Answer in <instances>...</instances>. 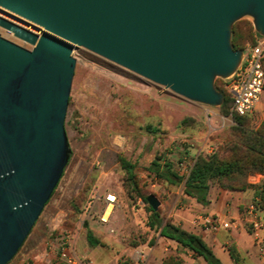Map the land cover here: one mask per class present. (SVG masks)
<instances>
[{
	"label": "water",
	"instance_id": "1",
	"mask_svg": "<svg viewBox=\"0 0 264 264\" xmlns=\"http://www.w3.org/2000/svg\"><path fill=\"white\" fill-rule=\"evenodd\" d=\"M0 9L39 32L0 16V264L29 237L72 156L65 121L75 48L220 108L216 80L244 58L234 25L250 19L264 37V0H0ZM147 202L161 205L154 195Z\"/></svg>",
	"mask_w": 264,
	"mask_h": 264
},
{
	"label": "rangeland",
	"instance_id": "2",
	"mask_svg": "<svg viewBox=\"0 0 264 264\" xmlns=\"http://www.w3.org/2000/svg\"><path fill=\"white\" fill-rule=\"evenodd\" d=\"M242 21L241 28L251 22ZM251 35L259 39L254 30ZM250 44L249 35L242 45ZM73 57L76 68L65 121L72 156L33 235L10 264H22L33 238L50 241L64 231L71 235L74 254L93 264H160L159 254L150 248L161 237L150 228V205L144 197L154 195L160 201L158 211L166 221L177 211L200 220L207 213L182 195L184 184L163 183L148 168L156 156H162L185 176L198 156L208 157L216 151L225 155L231 128L236 125L234 115L187 101L84 48H75ZM217 81L222 88V80ZM263 120L264 94L249 119L250 127L257 130ZM120 156L136 164L138 185L129 182ZM109 194L117 202L110 221L103 224L100 216ZM86 226L99 245L88 243ZM201 262L206 264L203 258Z\"/></svg>",
	"mask_w": 264,
	"mask_h": 264
},
{
	"label": "trees",
	"instance_id": "3",
	"mask_svg": "<svg viewBox=\"0 0 264 264\" xmlns=\"http://www.w3.org/2000/svg\"><path fill=\"white\" fill-rule=\"evenodd\" d=\"M242 22V20L237 22L233 27L232 43L235 50L245 49L242 44L249 35L253 40V45L257 43V40L251 35L254 30L252 22H246L248 29L240 27ZM257 36L260 37L258 34ZM222 82L224 85L221 88L219 81L216 80V88L225 95L224 104L220 108L224 114H230L232 102L225 88L224 80ZM249 119L250 117L233 116L236 125L231 128L224 150L225 155H221L220 152L216 151L208 157L198 156L185 176L175 170L171 161L165 160L162 156H156L148 168L149 173L157 180L171 186L184 184L183 193L185 196L195 199L197 203L204 207L209 204V193L212 185H217L228 191H245L249 187V178L261 174L263 175L261 190L258 199H255L253 203L260 211H264V120L260 127L254 130L250 127ZM147 129L150 130V128ZM156 131L152 130L153 133ZM119 162L126 171L129 182L138 185L135 173L136 164L131 163L123 156L119 157ZM147 198L144 197L145 202H147ZM149 211L150 228L158 231L160 237L174 241L179 246L189 249L203 258L207 264H222L200 236L173 224L172 220L166 221L161 212L154 211L151 206ZM86 228L88 243L91 246L99 245L100 241L94 236L92 230L88 226ZM231 256L233 259L238 260L233 250H231Z\"/></svg>",
	"mask_w": 264,
	"mask_h": 264
},
{
	"label": "crops",
	"instance_id": "4",
	"mask_svg": "<svg viewBox=\"0 0 264 264\" xmlns=\"http://www.w3.org/2000/svg\"><path fill=\"white\" fill-rule=\"evenodd\" d=\"M263 175L256 174L249 178V187L245 191H228L212 185L209 193V204L200 206L207 216H221L224 219H235L239 223L237 230H220L211 232L202 227V217L194 219L181 211H177L172 219L173 224L200 236L212 249L222 264H264V254L259 251L254 237L244 221L246 206L258 199ZM182 195H185L182 192ZM189 198V197H188ZM264 213V211H263ZM33 235V231L29 235ZM160 257V264H203L201 257L189 249L179 246L176 242L158 238L150 248ZM231 250L238 260L231 256ZM205 261V260H204ZM22 264H56L57 238L47 241L46 238H33L22 256ZM206 263V262H205ZM207 264V263H206Z\"/></svg>",
	"mask_w": 264,
	"mask_h": 264
},
{
	"label": "built area",
	"instance_id": "5",
	"mask_svg": "<svg viewBox=\"0 0 264 264\" xmlns=\"http://www.w3.org/2000/svg\"><path fill=\"white\" fill-rule=\"evenodd\" d=\"M15 16L18 15L15 14ZM243 51L244 58L241 64L236 72L224 82L232 102L231 114L239 117H252L264 94V37L260 36L256 44L248 45ZM116 202L117 199L114 195H107V205L100 216L103 224L110 221ZM244 221L251 231L259 251L264 254L263 211H260L253 202L248 204L245 209ZM202 224L206 230L211 232L239 228L237 220L224 219L215 215L203 217ZM56 264H93V262L77 257L71 247V235L68 232H62L57 238Z\"/></svg>",
	"mask_w": 264,
	"mask_h": 264
},
{
	"label": "bare ground",
	"instance_id": "6",
	"mask_svg": "<svg viewBox=\"0 0 264 264\" xmlns=\"http://www.w3.org/2000/svg\"><path fill=\"white\" fill-rule=\"evenodd\" d=\"M0 12H2L3 14H6L4 11H2L1 9H0ZM1 16V15H0ZM8 16V15H7ZM3 17V16H2ZM10 17V16H9ZM18 17V16H17ZM5 18V17H4ZM11 18V17H10ZM12 19H14V20H16L15 18H12ZM10 20V19H9ZM10 21H12V20H10ZM18 21V20H17ZM12 22H14V21H12ZM20 22V21H19ZM14 23H16V22H14ZM18 24V23H17ZM21 24H24V23H22V22H20L19 23V25H21ZM25 26H27L26 24H24ZM23 26V25H22ZM26 28H28V27H26Z\"/></svg>",
	"mask_w": 264,
	"mask_h": 264
}]
</instances>
